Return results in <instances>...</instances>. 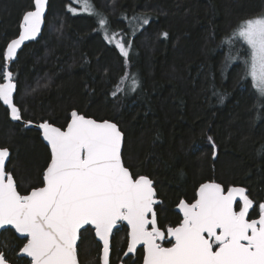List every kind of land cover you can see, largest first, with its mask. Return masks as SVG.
<instances>
[{
  "label": "trees",
  "instance_id": "trees-1",
  "mask_svg": "<svg viewBox=\"0 0 264 264\" xmlns=\"http://www.w3.org/2000/svg\"><path fill=\"white\" fill-rule=\"evenodd\" d=\"M92 3L108 19V33L130 45L129 56L108 42L98 16L70 12L71 5L81 7L75 0H50L42 36L12 64L22 120L13 122L0 101V146L12 152L7 171L19 191L26 194L43 185L50 161L39 130L24 121L64 128L76 110L113 120L124 131L125 165L154 181L163 230L178 226L180 202H194L198 187L208 181L225 188L242 186L257 205L263 203L264 100L257 99L250 79H241L243 65L231 61L223 41L242 19L264 12V0ZM33 4L0 0V71L6 68L8 42L18 35L22 16ZM142 18L149 23L144 25ZM125 74L138 80L135 91L130 79L121 85L124 91L117 88ZM128 233L123 225L113 235L111 264H143V248L124 258ZM24 242L13 229L2 231L0 248L12 264H30L19 255ZM163 246H170L167 239ZM101 251L89 232L83 247L78 246L81 264H100Z\"/></svg>",
  "mask_w": 264,
  "mask_h": 264
},
{
  "label": "snow or ice",
  "instance_id": "snow-or-ice-1",
  "mask_svg": "<svg viewBox=\"0 0 264 264\" xmlns=\"http://www.w3.org/2000/svg\"><path fill=\"white\" fill-rule=\"evenodd\" d=\"M79 3L81 11L99 17L105 38L127 58L130 45L117 39L118 34L109 35V21L96 11L92 0ZM47 7L48 0H34L33 10L23 14L18 38L7 45V62L40 34ZM68 10L77 13V8ZM142 22L147 25L149 20L142 18ZM237 42L241 47H236ZM223 44L231 61L242 63L241 79H250L257 99L264 100V12L242 19ZM2 79L0 101L11 109V118L20 121L21 109L13 101L17 90L13 72L5 68ZM129 79L131 91L139 87L135 76L125 74L117 85L119 91H124L121 85ZM38 127L50 148L42 187L21 194L6 171L10 152L0 148V230L14 229L19 234L25 241L19 252L30 258V264H80L78 246L83 247L89 232L102 242V264H110L113 230L122 222L130 229L124 255L143 245V264H264V203L257 205L244 187L225 188L214 181L201 184L194 202H180L183 217L178 226L162 230L154 207L162 202L154 181L125 166V133L118 123L73 110L64 128L46 121ZM166 239L168 247L163 246ZM0 264H11L4 251H0Z\"/></svg>",
  "mask_w": 264,
  "mask_h": 264
},
{
  "label": "water",
  "instance_id": "water-1",
  "mask_svg": "<svg viewBox=\"0 0 264 264\" xmlns=\"http://www.w3.org/2000/svg\"><path fill=\"white\" fill-rule=\"evenodd\" d=\"M49 4H50V0H48V7H47V9H46V13H45V24L42 26V28H41V32H40V34L36 37V39L35 40H32V41H36V40H38L41 36H42V34H43V32H44V29H45V27H46V20H47V15H48V11H49ZM33 8H34V4H33ZM33 8L32 9H30V10H33ZM20 31H21V28H20ZM20 31H19V33H20ZM19 33H18V35H19ZM18 35L17 36H15L14 38H12V39H16V38H18ZM11 39V40H12ZM11 40L8 42V44L11 42ZM32 41H26L22 46H21V48L20 49H18L17 50V55H16V58L13 60V61H11V62H7L6 61V69L8 70V71H12V64L17 60V58H18V55H19V52L27 45V44H29L30 42H32ZM14 75V74H13ZM4 81H2L1 83H3ZM14 82L16 83V81L14 80ZM16 85H17V83H16ZM16 93H17V90H16V92L14 93V95H13V101H14V103L16 104V102H15V96H16ZM2 102V101H1ZM2 104H3V102H2ZM4 105V104H3ZM17 105V104H16ZM5 107H7L8 108V110H9V114H10V119L13 121V122H19V121H15V120H13L12 118H11V109L7 106V105H4ZM18 107V106H17ZM91 118H93V117H91ZM93 119H95V118H93ZM22 120V119H21ZM20 120V121H21ZM98 120V119H97ZM105 120H107V119H105ZM109 121H112V122H115V121H113V120H109ZM26 121H24V123H25ZM32 122V121H31ZM43 122H45V121H42V122H39V123H35V122H32L31 124H26L25 123V126L26 127H33V128H36V129H38L39 130V132H40V134H41V138H42V140L45 142V144L48 146V144H47V142L43 139V136H42V130L41 129H39V127H38V125L40 124V123H43ZM46 122H48V121H46ZM70 122V121H69ZM50 123V122H49ZM54 126H56V127H60V126H58V125H56V124H54V123H52ZM49 147V146H48ZM0 148H5V147H2V146H0ZM6 148H8V147H6ZM8 150H9V152H10V160H11V156H12V152H11V150L8 148ZM49 150H50V148H49ZM123 150H124V148L122 149V155H123ZM217 156V152H215V157ZM50 162V161H49ZM8 164H9V162H6V171H7V167H8ZM126 166V165H125ZM12 174V173H11ZM12 176H13V178L15 179V177H14V175L12 174ZM15 181H16V179H15ZM208 182H213V181H208ZM206 183V182H205ZM217 183V182H216ZM16 184H17V181H16ZM43 185H41V186H39V187H42ZM154 186V185H153ZM200 187V186H199ZM199 187H198V189H197V198H198V190H199ZM238 187H242V186H238ZM37 188V187H36ZM155 188V187H154ZM34 189V188H33ZM33 189H31V190H33ZM17 190L19 191V189H18V187H17ZM30 190V191H31ZM30 191L28 192V193H30ZM28 193H26V194H28ZM22 194V193H21ZM158 199V198H157ZM159 201H160V199H158ZM159 204V203H158ZM157 204V205H158ZM155 207V209H156V205L154 206ZM179 211L182 213V210L179 208ZM183 214V213H182ZM123 224H125L126 225V222H122V223H120V224H118L117 225V229H120L122 226H123ZM158 226V225H157ZM10 227V226H9ZM117 229H114L113 230V235H114V233H115V231L117 230ZM129 229V228H128ZM14 230V229H13ZM163 230V229H162ZM2 231L3 230H0V235H1V233H2ZM15 231V230H14ZM129 231H130V229H129ZM16 233V232H15ZM17 234V236L18 237H20L19 236V234L18 233H16ZM21 238V237H20ZM97 240H98V238H96ZM113 239V238H112ZM129 241H130V237H129ZM100 242V241H99ZM101 243V245H102V242H100ZM111 245H112V241H111ZM139 247H144L143 245H140V246H138V248ZM166 247V246H165ZM0 251H1V248H0ZM126 252H127V250H126ZM125 252V253H126ZM111 254H112V250H111V252H110V257H109V261H110V264H111ZM134 253H129L128 255H124V258H127L128 256H130V255H133ZM19 255L20 256H22L20 253H19ZM101 257H102V251H101ZM30 259V258H29ZM78 259H79V254H78ZM79 261H80V259H79ZM12 264V263H11ZM80 264H81V262H80ZM100 264H102V259H101V263ZM120 264H125L124 262H121Z\"/></svg>",
  "mask_w": 264,
  "mask_h": 264
},
{
  "label": "rangeland",
  "instance_id": "rangeland-1",
  "mask_svg": "<svg viewBox=\"0 0 264 264\" xmlns=\"http://www.w3.org/2000/svg\"><path fill=\"white\" fill-rule=\"evenodd\" d=\"M75 3H77V5H80V3L78 2V0H75ZM70 7H73V8H77V12H81V7H74V6H70ZM101 14V13H100ZM102 29V28H101ZM115 34V33H114ZM109 35H112V34H110L109 33ZM120 38H122V37H120V36H118L117 35V39H120ZM124 40V39H123ZM113 43H115V42H113ZM126 45H128V44H126ZM129 50H130V48H129ZM128 58V57H127ZM4 70V69H3ZM3 70H1L0 71V82H2V81H4L3 79H2V75H3ZM124 225V224H123ZM128 228V227H127ZM129 231V230H128ZM115 234V233H114Z\"/></svg>",
  "mask_w": 264,
  "mask_h": 264
},
{
  "label": "bare ground",
  "instance_id": "bare-ground-1",
  "mask_svg": "<svg viewBox=\"0 0 264 264\" xmlns=\"http://www.w3.org/2000/svg\"><path fill=\"white\" fill-rule=\"evenodd\" d=\"M9 115H10V114H9ZM87 117H88V116H87ZM156 193H157V192H156ZM196 198H197V197H196ZM158 199H159V198H158ZM263 203H264V202H263ZM124 225H125V224H124ZM128 230H129V229H128ZM116 231H117V230H116ZM116 231H115V232H116ZM166 247H167V246H166ZM120 263H121V262H120Z\"/></svg>",
  "mask_w": 264,
  "mask_h": 264
},
{
  "label": "flooded vegetation",
  "instance_id": "flooded-vegetation-1",
  "mask_svg": "<svg viewBox=\"0 0 264 264\" xmlns=\"http://www.w3.org/2000/svg\"><path fill=\"white\" fill-rule=\"evenodd\" d=\"M139 248H143V247H139ZM138 249V248H137ZM123 262V261H122ZM125 263V262H124Z\"/></svg>",
  "mask_w": 264,
  "mask_h": 264
}]
</instances>
